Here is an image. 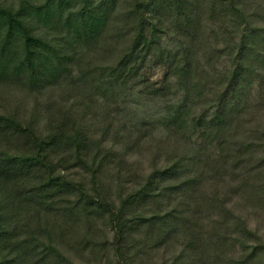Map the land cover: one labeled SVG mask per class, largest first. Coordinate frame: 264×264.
Listing matches in <instances>:
<instances>
[{
  "label": "trees",
  "instance_id": "1",
  "mask_svg": "<svg viewBox=\"0 0 264 264\" xmlns=\"http://www.w3.org/2000/svg\"><path fill=\"white\" fill-rule=\"evenodd\" d=\"M0 85L74 95L0 112V264H155L161 247L170 264H264L249 223L264 215V0L0 2ZM134 87L163 109L130 129ZM158 127L176 152L141 175L127 157Z\"/></svg>",
  "mask_w": 264,
  "mask_h": 264
},
{
  "label": "rangeland",
  "instance_id": "2",
  "mask_svg": "<svg viewBox=\"0 0 264 264\" xmlns=\"http://www.w3.org/2000/svg\"><path fill=\"white\" fill-rule=\"evenodd\" d=\"M0 2L18 5V0H0ZM165 73L166 68L164 66L152 62L151 66L144 71L143 76L149 78L151 82L157 83V85H162ZM140 90L141 88L134 87L127 92L128 94L123 95L122 103L119 107V118L123 123L120 124L117 122L118 126L126 125V127L133 129L142 120H157L161 117L163 104L158 101H148L140 94ZM66 93L67 91L64 89H50L37 92L36 90H32L31 88L22 85H0V112H17L25 117L30 114L31 110L36 106L40 110L39 112L41 116H44L45 108L47 110L48 106H53L54 109H52L56 110V107L59 106L62 100L66 97ZM73 97L74 95L68 92L66 100L69 98L68 101H71ZM262 120H264V112L262 113ZM38 122L40 123L41 128L44 129L46 125L45 119H39ZM153 132L154 134L148 135L142 133L140 135L142 139L134 148V152L130 153L127 157V159L133 163L134 170H137L141 175H146L151 171L152 164H154L153 159L160 148H162V150L176 152L174 139L168 137L167 132H165L162 127H158L156 130L154 129ZM120 138H122L120 141L124 140L123 137ZM119 143L122 145V142ZM163 155L164 158L166 154ZM159 157L161 158L160 162H162L163 158L161 156ZM79 171H82V168H77L73 174L76 177H79L82 173ZM237 200L238 198L232 199L231 205L238 204ZM240 211L244 213V215L249 213V210L242 207H240ZM249 223L251 227L255 229L259 226L258 228L264 235V215H259V213L251 214ZM109 233L110 236L113 235L111 230H109ZM178 247L179 244L177 245V248ZM177 251L178 250L174 251L173 255ZM154 253L153 261L155 264H170L172 259L171 251H166L164 247H161L158 248V250H155ZM109 257L113 258L112 255ZM107 258L105 256L102 258L99 257L100 260L98 259V261L91 262V264H106L108 262ZM81 262L86 263L87 261L82 259Z\"/></svg>",
  "mask_w": 264,
  "mask_h": 264
}]
</instances>
